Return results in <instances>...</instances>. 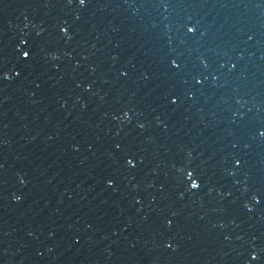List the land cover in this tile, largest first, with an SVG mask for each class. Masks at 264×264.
<instances>
[{
	"label": "water",
	"instance_id": "obj_1",
	"mask_svg": "<svg viewBox=\"0 0 264 264\" xmlns=\"http://www.w3.org/2000/svg\"><path fill=\"white\" fill-rule=\"evenodd\" d=\"M0 264H264V0H0Z\"/></svg>",
	"mask_w": 264,
	"mask_h": 264
},
{
	"label": "snow or ice",
	"instance_id": "obj_2",
	"mask_svg": "<svg viewBox=\"0 0 264 264\" xmlns=\"http://www.w3.org/2000/svg\"><path fill=\"white\" fill-rule=\"evenodd\" d=\"M193 187H196V185H195V184H193Z\"/></svg>",
	"mask_w": 264,
	"mask_h": 264
}]
</instances>
